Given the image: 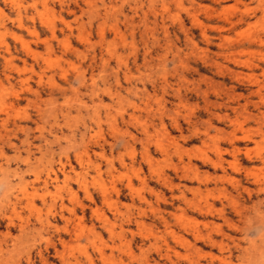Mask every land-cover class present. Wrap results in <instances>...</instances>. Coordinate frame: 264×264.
I'll use <instances>...</instances> for the list:
<instances>
[{
    "label": "rangeland",
    "instance_id": "rangeland-1",
    "mask_svg": "<svg viewBox=\"0 0 264 264\" xmlns=\"http://www.w3.org/2000/svg\"><path fill=\"white\" fill-rule=\"evenodd\" d=\"M262 39L264 0H0V264H264Z\"/></svg>",
    "mask_w": 264,
    "mask_h": 264
},
{
    "label": "bare ground",
    "instance_id": "bare-ground-1",
    "mask_svg": "<svg viewBox=\"0 0 264 264\" xmlns=\"http://www.w3.org/2000/svg\"><path fill=\"white\" fill-rule=\"evenodd\" d=\"M240 17V16H239ZM237 18V17H236ZM240 18H238V20H239ZM238 20H237V22H238ZM241 20V19H240ZM233 21V20H232ZM234 22V21H233ZM236 22V21H235ZM234 22V23H235ZM260 37V36H259ZM251 39V38H250ZM253 40V42H254V39H252ZM256 40H258V39H256ZM263 40V39H262ZM259 41H261V39L259 40ZM264 41V40H263ZM262 41V42H263ZM259 43V42H258ZM228 49V48H227ZM236 50V49H235ZM235 50H233V51H235ZM257 64V63H256ZM255 66H258V65H255ZM250 67H253V66H250ZM259 67H260V65H259ZM262 67V66H261ZM263 68V67H262ZM229 70V69H228ZM227 72H229V73H232V72H230V71H227ZM236 73H237V71H236ZM234 75V74H233ZM237 75V74H236ZM252 90H253V88H252ZM251 90V91H252ZM248 92H250V91H248ZM254 92V91H253ZM252 93V92H251ZM255 94H256V92H255ZM260 95H262V93H259ZM260 95H258V96H260ZM249 101V100H248ZM251 114V113H250ZM252 115V114H251ZM252 117H253V115H252ZM220 148V147H219ZM234 148H237V146L235 145V147H233V149ZM221 149V148H220ZM220 149H219V151H220ZM64 165V164H63ZM62 165V166H63ZM197 174V173H196ZM261 188V187H260ZM260 191V190H259ZM200 208H202V207H200ZM163 220V219H162ZM214 237V236H213ZM210 238H212V237H210ZM216 238V237H215ZM214 239V238H213ZM214 241V240H213ZM217 241V240H216ZM211 242V241H210ZM213 243V242H212ZM214 244H216V242H214Z\"/></svg>",
    "mask_w": 264,
    "mask_h": 264
}]
</instances>
